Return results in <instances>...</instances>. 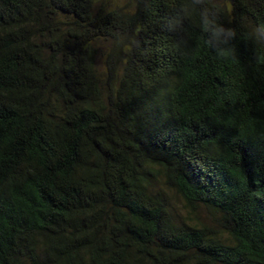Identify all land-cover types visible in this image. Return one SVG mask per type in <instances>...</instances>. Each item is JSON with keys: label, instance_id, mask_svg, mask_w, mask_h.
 <instances>
[{"label": "trees", "instance_id": "16d2710c", "mask_svg": "<svg viewBox=\"0 0 264 264\" xmlns=\"http://www.w3.org/2000/svg\"><path fill=\"white\" fill-rule=\"evenodd\" d=\"M181 2L0 0V264H264V0Z\"/></svg>", "mask_w": 264, "mask_h": 264}, {"label": "clouds", "instance_id": "9594fccd", "mask_svg": "<svg viewBox=\"0 0 264 264\" xmlns=\"http://www.w3.org/2000/svg\"><path fill=\"white\" fill-rule=\"evenodd\" d=\"M206 0H183L178 5H174L171 14L165 17L163 28L166 32L172 33L176 28L182 27L185 21L192 19L193 15L199 16V28L204 34H210L211 39L205 43L213 49V41L217 45H227L229 40L237 37L235 29L225 27L219 22V13L210 10L205 6ZM224 37V39H221ZM245 39H252L256 44L264 45V23L257 25L250 35ZM175 48L180 49V45L175 42ZM217 58L236 60V50L234 47H217L215 49ZM257 64L264 63V52L254 53Z\"/></svg>", "mask_w": 264, "mask_h": 264}, {"label": "rangeland", "instance_id": "374dc122", "mask_svg": "<svg viewBox=\"0 0 264 264\" xmlns=\"http://www.w3.org/2000/svg\"><path fill=\"white\" fill-rule=\"evenodd\" d=\"M98 1L100 5H103L107 8H111V9L123 8L128 11H134L137 4V0H98ZM97 46L99 50L97 67L101 74V78L104 81L106 77L105 58L111 48V44L109 42L102 41L98 43ZM169 194H170V203L173 207V210L175 211L176 215H178L179 217L189 218L190 220H194V221L203 220L205 222H209L212 219L211 215L203 208H200L196 212L190 214L189 213L190 211L184 207L183 202H181V200L174 193H169Z\"/></svg>", "mask_w": 264, "mask_h": 264}]
</instances>
